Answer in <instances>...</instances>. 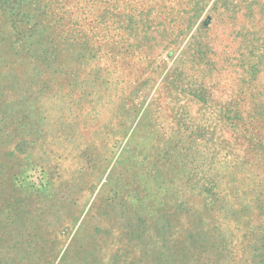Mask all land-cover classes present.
Here are the masks:
<instances>
[{
	"label": "rangeland",
	"instance_id": "obj_1",
	"mask_svg": "<svg viewBox=\"0 0 264 264\" xmlns=\"http://www.w3.org/2000/svg\"><path fill=\"white\" fill-rule=\"evenodd\" d=\"M0 264H264V0H0Z\"/></svg>",
	"mask_w": 264,
	"mask_h": 264
}]
</instances>
